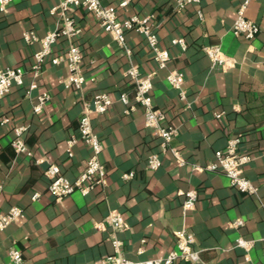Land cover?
Masks as SVG:
<instances>
[{
	"label": "crops",
	"instance_id": "crops-1",
	"mask_svg": "<svg viewBox=\"0 0 264 264\" xmlns=\"http://www.w3.org/2000/svg\"><path fill=\"white\" fill-rule=\"evenodd\" d=\"M63 1L14 0L0 12V70L20 67L24 73L21 85L13 84L0 106V122L6 120L0 126V211L18 207L25 215L23 222L0 231V264H11L8 256L14 248L22 255L21 264H96L114 253L113 238L122 243L123 259L145 261L174 250L176 235L183 232L193 235L201 264H264V0H200L177 13L174 0H132L117 17H152L159 46L170 55L162 70L140 35L127 31L126 56L93 14L75 8L71 15L80 32L74 41L87 79L78 91L62 84L66 66L51 63L52 56L67 50L68 41L59 38L35 73L33 54L40 44L22 39L25 32L42 39L54 31L59 17L51 10ZM99 1L106 7L119 2ZM244 1V19L259 27L252 41L232 34ZM178 38L184 40V50L171 44ZM212 45L233 61L228 70L213 66L204 54ZM131 66L142 77L154 74L152 106L165 113L163 125L177 130L173 146L185 161L181 167L169 153L160 154L159 140L144 126L142 108L124 113L119 96L132 100L133 85L125 73ZM170 71L183 73L184 100L166 80ZM44 93L49 99L36 114L33 108ZM99 93L112 101L106 113L89 116L103 144L98 158L106 181L86 195L74 192L57 202L47 192L49 180L43 173L54 165L74 181L84 171L89 148L80 141L69 147L67 140L78 138V121ZM16 127L28 128L23 141L29 157L10 144ZM237 136L239 152L251 158L242 171L257 188L256 195L232 189L221 172L193 171L214 162L215 151ZM152 154L161 161L155 171L146 166ZM127 174L133 175L124 179ZM190 191L197 199L192 210H185L182 203ZM115 210L129 229L96 230ZM237 220L243 224L233 226ZM239 239L252 242L248 261L236 246Z\"/></svg>",
	"mask_w": 264,
	"mask_h": 264
},
{
	"label": "built area",
	"instance_id": "built-area-1",
	"mask_svg": "<svg viewBox=\"0 0 264 264\" xmlns=\"http://www.w3.org/2000/svg\"><path fill=\"white\" fill-rule=\"evenodd\" d=\"M14 0H0V12L5 13L6 8ZM132 0H119L117 7L102 6L99 0H64L57 7L51 10L52 14H56L59 17L58 27L51 32L46 33L42 39L36 38L33 32H25L22 35V39L26 43L37 42L40 44V50L33 54L35 59L34 71L35 73L41 68L46 57L51 56L52 47L57 43L59 38H64L68 41L67 50L58 55L51 57V63L54 66L64 64L68 70V77L62 81L65 88H72L76 91L82 88L87 79L81 72V51L79 45L74 41L79 34V28L74 24L72 18V11L75 8H83L87 12L94 15V17L100 23V26L104 33L111 37L115 46L122 51L126 56L130 54V50L126 45L125 34L127 31H134L145 39L146 45L149 49L150 55L155 62L157 68L162 70L165 68L170 60V55L166 49L160 48L159 39L157 38L156 29L157 26L152 22V17H143V19L137 16H130L126 19H118L117 13L119 10H124L129 6ZM200 0H174L175 12L182 11L188 5H197ZM247 2L238 9L236 20L232 26V34L235 37H242L244 40L252 41L255 39L259 32L258 25L248 19H244V10ZM174 46H179L182 50L185 49V42L183 39L178 38L171 42ZM204 54L207 55L213 66H218L221 70H228L233 61L226 58L220 49L216 45L205 47L203 49ZM126 77L129 78L133 85V97L132 100L125 94L119 96L120 103L125 107V114L134 111L137 107L143 109L144 114V126L152 130L159 140L160 154L164 155L169 153L176 161L178 166L184 165L185 161L180 152L173 146L175 138L177 137V130L172 126L163 125L165 113L161 110L155 109L152 106V87L154 74L145 75L142 77L135 66H131L125 72ZM23 70L20 67L8 68L0 70V106L9 94L10 87L13 84L21 85L23 78ZM166 80L170 87L178 92L180 100L185 99V92L182 84L184 81L183 73L170 71L166 77ZM92 81V80H91ZM35 85H30V89H35ZM49 99V94L44 93L37 98V105L33 108L34 113L41 112V108L44 103ZM112 101L110 97L105 93L96 94L92 99L91 107H85L83 115L78 121V138L71 137L67 140L69 147L76 145L79 141L84 143L90 150V155L87 158L86 166L80 176L70 181L65 176H62L58 167L49 165L46 167L43 175L49 180L47 186V192L55 201H62L65 197L70 196L74 192L88 194L99 185H103L106 181L105 169L98 158L100 152L103 150V144L94 134L92 125L90 124L91 114H103L106 113ZM6 123V120L0 122V126ZM27 127H16L13 130V138L11 145L14 151L18 154H24L29 157L26 145L23 138L27 132ZM241 142L239 136L231 138L227 142L226 147L223 150L215 151V161L205 166H194L195 172H221L229 182V186L232 189L237 190L240 194L250 196L256 195L257 188L248 181L243 175V167L249 164L251 160L250 156L241 154L238 150V146ZM68 156H71V152L68 151ZM147 168L155 171L161 166L160 157L157 154L148 156ZM133 174H127L123 178L130 179ZM1 190V187H0ZM38 194H34L33 199L37 198ZM185 200L182 203V207L185 210H192L194 203L197 199V193L195 191L187 192ZM25 219V215L18 207H13L7 212L0 211V231H4L5 228L14 224L21 223ZM243 222L237 220L233 226H241ZM96 230H105L107 227L113 232H123L129 229V226L124 221L122 215L118 211L110 212L102 221L96 225ZM111 243L114 249L112 255L106 256L96 264H175L177 262L183 264H201L199 252L194 249L195 240L193 235L189 232H183L176 235V246L174 250L167 252L163 257L156 259H150L145 261H129L123 259L119 255V248L121 242L114 238L111 239ZM264 246V238L262 239ZM236 246L242 248L245 252V259L248 261L247 255L251 249L252 242H245L239 239L236 242ZM9 261L11 264H21L22 255L19 250L12 249L9 252Z\"/></svg>",
	"mask_w": 264,
	"mask_h": 264
}]
</instances>
